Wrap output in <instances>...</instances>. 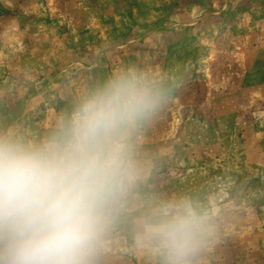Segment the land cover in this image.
I'll return each mask as SVG.
<instances>
[{
  "label": "rangeland",
  "instance_id": "obj_1",
  "mask_svg": "<svg viewBox=\"0 0 264 264\" xmlns=\"http://www.w3.org/2000/svg\"><path fill=\"white\" fill-rule=\"evenodd\" d=\"M131 63L185 85L137 133L141 178L99 264H156L139 222L175 195L215 216L201 264H264V0H0V131L43 139Z\"/></svg>",
  "mask_w": 264,
  "mask_h": 264
},
{
  "label": "clouds",
  "instance_id": "obj_2",
  "mask_svg": "<svg viewBox=\"0 0 264 264\" xmlns=\"http://www.w3.org/2000/svg\"><path fill=\"white\" fill-rule=\"evenodd\" d=\"M179 87L131 63L78 94L36 141L0 131V264H99L103 240L141 178L136 136ZM210 206L161 200L139 222L156 264H201L217 232Z\"/></svg>",
  "mask_w": 264,
  "mask_h": 264
},
{
  "label": "crops",
  "instance_id": "obj_3",
  "mask_svg": "<svg viewBox=\"0 0 264 264\" xmlns=\"http://www.w3.org/2000/svg\"><path fill=\"white\" fill-rule=\"evenodd\" d=\"M1 19H3V17L1 18ZM5 20H8V18H4ZM133 43H136L135 45H138L137 43V41L136 40H133V39H131L130 41H128V46H129V48H131V44H133ZM92 52H94V53H96L97 54V58H96V60L98 59L99 61L96 63V64H94V63H92L91 65H87L86 66V69L88 70V69H90V68H92L93 67V69L97 66V65H99L101 62H102V60L104 59L101 55H102V51H100V50H97L95 47H94V49L92 48ZM96 65V66H95ZM147 66H149V65H147ZM160 68V67H159ZM178 82H180V83H182L183 85H185V83H184V81H181V80H179ZM176 93H178V92H176ZM179 94V93H178ZM178 94H174V95H171V99H170V101H177V99H178V97L180 96V94L178 95ZM170 101H169V103H170ZM169 103H168V106H166L167 108H169L170 106H169ZM167 111L169 112V110L167 109ZM167 112V113H168Z\"/></svg>",
  "mask_w": 264,
  "mask_h": 264
}]
</instances>
